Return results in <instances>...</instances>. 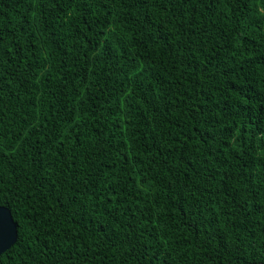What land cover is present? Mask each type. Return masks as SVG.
I'll use <instances>...</instances> for the list:
<instances>
[{
  "label": "trees",
  "instance_id": "trees-1",
  "mask_svg": "<svg viewBox=\"0 0 264 264\" xmlns=\"http://www.w3.org/2000/svg\"><path fill=\"white\" fill-rule=\"evenodd\" d=\"M0 264H264V0H0Z\"/></svg>",
  "mask_w": 264,
  "mask_h": 264
},
{
  "label": "water",
  "instance_id": "water-1",
  "mask_svg": "<svg viewBox=\"0 0 264 264\" xmlns=\"http://www.w3.org/2000/svg\"><path fill=\"white\" fill-rule=\"evenodd\" d=\"M18 240V227L9 208L0 206V255Z\"/></svg>",
  "mask_w": 264,
  "mask_h": 264
}]
</instances>
